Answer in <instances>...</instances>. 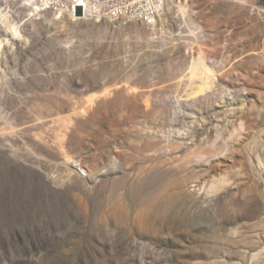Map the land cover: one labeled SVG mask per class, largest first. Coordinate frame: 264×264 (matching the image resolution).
Segmentation results:
<instances>
[{"label":"rangeland","instance_id":"obj_1","mask_svg":"<svg viewBox=\"0 0 264 264\" xmlns=\"http://www.w3.org/2000/svg\"><path fill=\"white\" fill-rule=\"evenodd\" d=\"M27 16L0 26V264H264V0H169L155 27ZM92 95L123 101L70 126L73 165L105 170L84 211L31 165L64 161L49 127Z\"/></svg>","mask_w":264,"mask_h":264},{"label":"bare ground","instance_id":"obj_2","mask_svg":"<svg viewBox=\"0 0 264 264\" xmlns=\"http://www.w3.org/2000/svg\"><path fill=\"white\" fill-rule=\"evenodd\" d=\"M30 12H32V10L29 11V8L25 7V10L23 11V13L20 14L18 17H16L17 20L16 19L13 20L12 18L9 17L10 15L8 14V12L6 13L4 10L0 9V26L1 25L4 26L6 28V33H12L13 37L19 36L18 29L15 26H10L9 22H14V24H17V22L20 19L21 20L27 19L28 18L27 15H31ZM49 15H51V14H43V15L42 14H39V15L35 14V16L37 18L35 16L33 17V15H31L32 20H30V22L35 23L38 18H42L44 20ZM52 16H54V15H52ZM94 98H95L94 95L89 96L86 99V102L84 104L80 103L76 109L74 108L73 114L70 118H68V120L56 118V120L57 119L58 120L57 121L55 120L53 122L54 125L49 127V129H51V132H49V133H51L54 137V140H52L53 143L57 146V148L61 151V153L65 155V157H64V155H62L65 158L64 161H61L62 163H60L58 165L55 162H53L54 164H56L53 166H50V164H51L50 163L47 166V168H44L43 165H31L34 168L36 167L38 170H42L44 174H47V177H48L47 183L49 184V186L51 188V189L50 188L49 189L51 191L60 192V193L66 192V193L70 194V196L73 198L74 203L76 205L75 208L78 209L79 207H83L84 211L87 210V206H85L83 204V198L78 193V186L84 180H89L90 183L99 181L100 180L99 178L101 176L105 175V170L100 171V170L95 169V170H92L91 173H90V171L81 172L79 169H77L75 167V165H73V162L75 159H73V157H71L70 155H67V152L72 153V151L74 149L72 146L68 145L70 142V139H71L70 138V134H71V127L70 126L73 124H75V125L79 124V120H81L84 116L91 115V113L96 110V109H94L95 107H97V109L101 108L103 106H107V105L110 107H113V106L122 104V101H123L121 98H116L113 101H108V100L102 101V100H97ZM84 119H85V117H84ZM35 135H37V134H35ZM37 136L40 137L43 141H45L44 136H41L39 134ZM189 141H190V139H189ZM53 143H52V145H54ZM187 143H189V142H187ZM8 146H9L10 156L13 159L17 160L18 158H23V159L29 160L28 162H30V157L32 158L33 154L28 153L27 151H23L26 154L19 155L20 153H18V151H16L13 148H10V145H8ZM69 147H71V150L69 149ZM39 158L41 159V157H39ZM31 161H32V159H31ZM47 161L50 162L49 159ZM37 162H39V161H36V160L32 161V163H37ZM40 163L43 164L42 162H40ZM40 163H38V164H40ZM26 166H28V165H26ZM111 172H113V170ZM106 173H107V170H106ZM124 179L127 180L126 178H124ZM112 187L114 188V185ZM121 209H122L121 205L116 207V208L114 207V209L110 210L111 213H107V215H104L102 219L106 220V219L113 218V216H116V214L119 211L121 212ZM144 213H145L144 210H140L138 215H141L142 219H144ZM140 221H142V220H140Z\"/></svg>","mask_w":264,"mask_h":264},{"label":"built area","instance_id":"obj_3","mask_svg":"<svg viewBox=\"0 0 264 264\" xmlns=\"http://www.w3.org/2000/svg\"><path fill=\"white\" fill-rule=\"evenodd\" d=\"M169 0H0V9L13 20L23 13L25 7L32 10L33 17L51 14L56 18L69 17L77 23L82 20L123 26L140 23L155 27ZM36 17V16H35ZM37 18V17H36ZM42 18H38L40 20ZM17 20V19H16Z\"/></svg>","mask_w":264,"mask_h":264}]
</instances>
